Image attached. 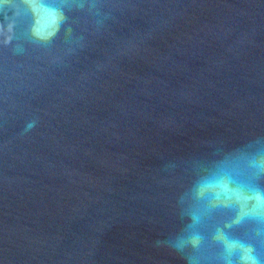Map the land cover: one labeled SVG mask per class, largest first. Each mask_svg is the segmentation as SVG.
<instances>
[{
	"label": "water",
	"instance_id": "obj_1",
	"mask_svg": "<svg viewBox=\"0 0 264 264\" xmlns=\"http://www.w3.org/2000/svg\"><path fill=\"white\" fill-rule=\"evenodd\" d=\"M0 264H264V0H0Z\"/></svg>",
	"mask_w": 264,
	"mask_h": 264
}]
</instances>
